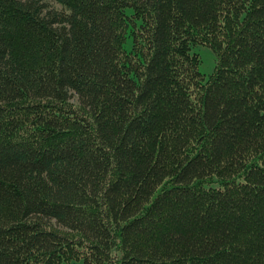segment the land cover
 <instances>
[{
  "label": "trees",
  "instance_id": "trees-1",
  "mask_svg": "<svg viewBox=\"0 0 264 264\" xmlns=\"http://www.w3.org/2000/svg\"><path fill=\"white\" fill-rule=\"evenodd\" d=\"M53 1L0 0V264H264V0Z\"/></svg>",
  "mask_w": 264,
  "mask_h": 264
},
{
  "label": "rangeland",
  "instance_id": "rangeland-1",
  "mask_svg": "<svg viewBox=\"0 0 264 264\" xmlns=\"http://www.w3.org/2000/svg\"><path fill=\"white\" fill-rule=\"evenodd\" d=\"M47 3H49L50 7H54L57 9L61 8V5H59L57 2L53 0H43ZM131 38H128V41L125 43L126 49L131 48ZM193 52H197L200 55L201 63H200V71L205 75V78L207 79L210 74L214 71L215 65H216V58L213 50L204 44H198L194 46ZM73 100H77L76 97L73 98ZM66 264H85L83 260L80 261H74L71 263Z\"/></svg>",
  "mask_w": 264,
  "mask_h": 264
}]
</instances>
